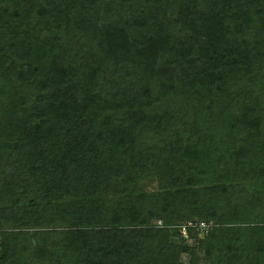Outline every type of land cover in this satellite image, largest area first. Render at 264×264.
<instances>
[{"label":"trees","instance_id":"16d2710c","mask_svg":"<svg viewBox=\"0 0 264 264\" xmlns=\"http://www.w3.org/2000/svg\"><path fill=\"white\" fill-rule=\"evenodd\" d=\"M0 264H264V0H0Z\"/></svg>","mask_w":264,"mask_h":264},{"label":"built area","instance_id":"2783aa9c","mask_svg":"<svg viewBox=\"0 0 264 264\" xmlns=\"http://www.w3.org/2000/svg\"><path fill=\"white\" fill-rule=\"evenodd\" d=\"M201 227H203V225L200 224ZM182 234L184 235V232H182Z\"/></svg>","mask_w":264,"mask_h":264},{"label":"rangeland","instance_id":"374dc122","mask_svg":"<svg viewBox=\"0 0 264 264\" xmlns=\"http://www.w3.org/2000/svg\"><path fill=\"white\" fill-rule=\"evenodd\" d=\"M148 188H150V187H148Z\"/></svg>","mask_w":264,"mask_h":264}]
</instances>
